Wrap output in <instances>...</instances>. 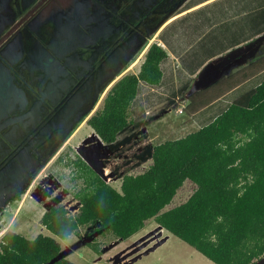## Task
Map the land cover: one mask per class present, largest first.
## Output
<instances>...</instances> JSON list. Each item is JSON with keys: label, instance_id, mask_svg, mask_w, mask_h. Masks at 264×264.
Segmentation results:
<instances>
[{"label": "rangeland", "instance_id": "obj_1", "mask_svg": "<svg viewBox=\"0 0 264 264\" xmlns=\"http://www.w3.org/2000/svg\"><path fill=\"white\" fill-rule=\"evenodd\" d=\"M203 1L206 0H179L176 8L165 12L164 38L161 34L151 39L152 44L162 46L169 55L161 64L162 83L158 87L140 84L132 109L134 125L122 132L116 143L104 144L86 121L101 108L108 90L120 77L109 81L112 72L120 71V74L123 70V74H138L147 48L139 60L140 55H134L136 50H126L125 59L114 67L105 82L100 80L97 90L91 80L80 82L77 87L67 86L69 97L62 103L55 104L60 100L58 86L48 84L45 89L48 95L40 100L38 109L50 111V107L53 108L50 116L53 121L40 123V134L47 139L53 133H60L54 130L61 125L67 126V130L54 140L53 146L49 142L40 146L41 161H35L38 154L30 152L22 157L24 160L19 163V168L15 164L5 165L3 174L0 173V243L8 231L29 239L39 234L50 235L41 219L51 207L61 205L71 216L79 213L80 203L75 193L81 182L71 180V170L65 164L68 156L80 155L104 180L120 190V176L124 171L129 170L135 175L151 163H142L138 158L143 148L199 131L225 112L234 100L264 80L262 73L257 77L259 79L255 78L206 107L208 92H203L206 88L264 57V0H212L197 6L196 10L191 8ZM162 38L165 45L161 43ZM19 42L20 37H14L10 42L9 48L15 53L19 51ZM32 55L38 57L40 53L33 50ZM24 64L28 67L30 62L27 60ZM197 93L199 96H194ZM15 102L14 108L27 107L24 97H16ZM7 106L3 101V109ZM8 114L4 112L0 116V132L10 123ZM28 118L30 114L20 120L23 122ZM25 127L29 126L25 125L23 129ZM35 130L30 131L28 137L38 134ZM26 143L17 150L21 155L31 150ZM4 148L11 150L13 146L5 142ZM2 158L0 153V163ZM18 158L20 156L15 157L17 162ZM17 191L23 194L12 201ZM191 193L192 186L187 182L167 208L186 202ZM98 228V225L82 228L68 240L60 241L61 258L75 264H215L154 220L148 221L142 231L126 241L103 237ZM94 241L102 243L101 255L87 246Z\"/></svg>", "mask_w": 264, "mask_h": 264}, {"label": "trees", "instance_id": "obj_2", "mask_svg": "<svg viewBox=\"0 0 264 264\" xmlns=\"http://www.w3.org/2000/svg\"><path fill=\"white\" fill-rule=\"evenodd\" d=\"M168 57L162 46L151 45L140 72L120 78L87 119L104 144L116 143L134 125L139 86L161 85V64ZM263 72L264 57L209 86L203 91L206 107ZM257 85L199 131L143 148L138 158L151 163L135 175L124 171L120 190L80 155L68 156L71 180L81 182L75 193L79 213L51 207L41 219L50 235L29 239L8 231L0 243V264H75L61 258L60 241L82 228L98 225L101 236L126 241L151 220L215 264H264V80ZM187 182L192 186L188 200L168 209ZM22 194L17 191L11 200ZM87 244L102 254L100 241Z\"/></svg>", "mask_w": 264, "mask_h": 264}, {"label": "flooded vegetation", "instance_id": "obj_3", "mask_svg": "<svg viewBox=\"0 0 264 264\" xmlns=\"http://www.w3.org/2000/svg\"><path fill=\"white\" fill-rule=\"evenodd\" d=\"M178 4L179 0H0V116L9 113L7 117L11 119L0 132V141L4 142L0 144L1 157L4 156L0 173L5 165L19 168L22 157L30 152L40 157L35 161H41L40 146L45 142L51 145L67 130L61 125L54 130L61 132L47 139L40 134L39 124L53 121V108L38 109L40 100L48 95L45 89L49 83L61 91L56 104L69 97L66 91L71 85L77 87L91 80L97 90L100 80L105 82L112 73L109 81L129 74L122 73L124 67L120 74L112 71L125 59L126 50H136L134 55L141 59L148 42L161 36L165 12ZM14 37H20L16 53L9 48ZM33 50L40 55L33 57ZM27 60L28 67L24 64ZM16 97H24L27 107L14 108ZM3 101L8 105L5 109ZM27 114L30 118L22 122L20 117ZM25 125L29 127L23 129ZM34 130L38 134L28 137ZM5 142L13 149H5ZM25 142L31 150L21 155L18 151Z\"/></svg>", "mask_w": 264, "mask_h": 264}, {"label": "crops", "instance_id": "obj_4", "mask_svg": "<svg viewBox=\"0 0 264 264\" xmlns=\"http://www.w3.org/2000/svg\"><path fill=\"white\" fill-rule=\"evenodd\" d=\"M210 1H212V0H206V1H203V2H201V3H199V4H196V5L192 6L191 8H195V10H196V9L198 8L197 6L200 7V6H202V5H204L205 3L210 2ZM196 7H197V8H196ZM191 8H189V9H191ZM189 9H187V10H189ZM177 16H178V18H180V17H181V16H180V13H178ZM173 19H174V18H173ZM164 29H165V28H164ZM164 29H163V31H162L163 38H164V34H165V33H164V31H165ZM163 38H162V40H161V43H162V45H165L164 42H163V40H164ZM152 43H153V41H150V43H149L148 46H147L146 51L148 50L149 46H150ZM263 73H264V72H263ZM148 86H149V85H148ZM151 87H158V86H151ZM237 89H238V88H237ZM235 90H236V89H235ZM211 105H212V104H211Z\"/></svg>", "mask_w": 264, "mask_h": 264}, {"label": "clouds", "instance_id": "obj_5", "mask_svg": "<svg viewBox=\"0 0 264 264\" xmlns=\"http://www.w3.org/2000/svg\"><path fill=\"white\" fill-rule=\"evenodd\" d=\"M113 85H114V84H113ZM113 85H112V86H113Z\"/></svg>", "mask_w": 264, "mask_h": 264}]
</instances>
